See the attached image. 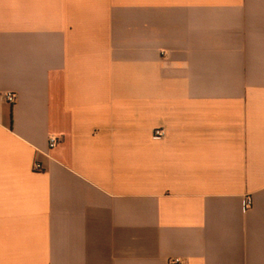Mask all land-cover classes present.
I'll use <instances>...</instances> for the list:
<instances>
[{"label":"crops","instance_id":"1","mask_svg":"<svg viewBox=\"0 0 264 264\" xmlns=\"http://www.w3.org/2000/svg\"><path fill=\"white\" fill-rule=\"evenodd\" d=\"M173 259L264 264V0H0V264Z\"/></svg>","mask_w":264,"mask_h":264},{"label":"built area","instance_id":"2","mask_svg":"<svg viewBox=\"0 0 264 264\" xmlns=\"http://www.w3.org/2000/svg\"><path fill=\"white\" fill-rule=\"evenodd\" d=\"M5 99L8 103L13 104L16 101V95L13 92H7L5 93ZM156 135L159 137H163L165 135V131L164 130H157L156 131ZM59 143V139L57 137H51L50 141H49V146L50 148H55ZM35 170H41V165L36 163L35 164ZM253 206V200L250 196H247L245 198V203H244V209L245 211L251 209ZM181 260L180 259H173L171 261V264H180Z\"/></svg>","mask_w":264,"mask_h":264}]
</instances>
